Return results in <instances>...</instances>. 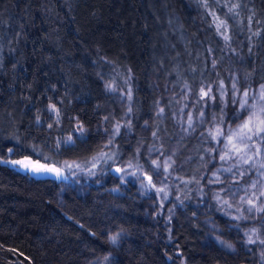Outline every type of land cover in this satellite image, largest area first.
I'll list each match as a JSON object with an SVG mask.
<instances>
[{
	"label": "trees",
	"instance_id": "16d2710c",
	"mask_svg": "<svg viewBox=\"0 0 264 264\" xmlns=\"http://www.w3.org/2000/svg\"><path fill=\"white\" fill-rule=\"evenodd\" d=\"M236 3L239 14L233 15L225 5ZM213 11L228 25L227 43L239 50L249 85L264 83V0H208L207 8L201 0H0V159L40 152L49 165L91 162L100 152L96 128L108 103L102 80L133 83L131 127L137 134L153 114L151 83L198 88L222 79L225 40ZM78 123L86 130L82 138ZM70 135L74 143L57 148ZM108 154L115 162H100L106 171L129 160L131 146L120 144ZM61 182L0 164V264H84L97 251L111 252L117 264H223L229 257L218 250L202 254L203 217L221 228L237 260L246 254L216 217L193 208L188 223L172 234L159 229L153 243L134 190L116 179L89 180L88 197L75 205L82 222L68 221L51 195ZM102 199L115 209L100 206ZM107 225L144 233V244L130 252L110 248L97 230Z\"/></svg>",
	"mask_w": 264,
	"mask_h": 264
},
{
	"label": "rangeland",
	"instance_id": "374dc122",
	"mask_svg": "<svg viewBox=\"0 0 264 264\" xmlns=\"http://www.w3.org/2000/svg\"><path fill=\"white\" fill-rule=\"evenodd\" d=\"M222 45L226 53L222 79L207 85H200L198 88L185 82L151 83L153 114L148 121L143 123L137 134L133 133L131 127L132 99H128L129 88L133 93V83L128 81L121 84L115 83L114 87L117 90L111 92L105 88L106 82L111 81L102 80L101 84L108 103L103 106L102 123L96 128V132L101 136L100 151L103 149V151L111 153L120 144L131 146L132 157L124 163L114 164L111 168L127 169L129 174L124 176L125 182L121 183L120 181L121 176L124 175L123 171L116 180L134 190L139 216L143 224L148 225L147 237L153 243L157 241L159 229L162 228L172 234L189 222L190 208L201 209L203 213L216 217L225 229L233 232L246 253L243 260H237L235 248L224 238L221 228L213 221V218L203 217L199 220V231L202 234V254L218 250L229 257L223 264H264L261 253L264 244L259 242L248 244L245 235L246 233L251 234L252 229H257V234L261 239H264V210L258 213L255 208H252L251 211H248L250 206L246 203L248 199H251L257 207L264 204V196L260 195L261 192H264V176L259 174L264 172V169L252 168L250 162L248 165L240 163L239 168H233L231 172H218V169L231 167L239 157L235 153H231L232 158L220 160L218 151L209 150L221 149L223 145L208 136L209 131H214L218 125L225 130L235 128L240 123L235 117L239 111L238 101L243 91L248 90L251 96L252 92L259 90L264 83L257 87L250 86L245 78L242 57L237 47L225 41H222ZM210 65H212L211 61ZM234 81H238L241 90L235 95L232 88ZM221 82L224 84L223 91L226 93L222 98L220 97ZM186 84L189 86L188 88L185 87ZM209 86H211L212 95L216 99L212 100L206 97L202 100L200 89L203 87L207 90ZM234 100L237 102L234 103ZM161 108L164 109V112L162 115H158ZM188 114H191L193 118L195 130L188 129L186 132L184 129L188 127ZM221 119L224 122L222 125H220ZM117 124L121 125L119 135H115ZM126 124L130 126L125 127ZM153 133H156L155 137ZM113 136V142L108 144L109 139ZM206 137L207 142L205 141ZM254 151V148L251 149V152ZM169 157H171L170 160ZM153 159H158L162 164L158 170V176L153 174L157 172L151 163ZM255 159L256 157H254ZM260 159L264 160V155ZM74 161L79 162V160ZM129 161H132L134 166L138 162L143 166V169L128 168ZM164 161L172 164L169 172L163 170ZM246 169L251 170L244 171ZM93 171L97 173L95 176H89L87 169L75 175L66 172L67 179H63L52 192V198L60 210L67 215L68 221L82 222L83 219L79 216L75 205L88 197L89 180L106 182L114 179L101 164H98V167ZM133 171L136 172L135 176L131 175ZM141 171L144 174L152 175L155 188L148 187V181ZM241 171H244L242 176ZM214 173L220 177L222 182H211L215 180ZM253 182H256V187H252ZM157 188H164L167 193L166 199L163 198L164 192H157ZM217 195H219V199H217ZM241 197L245 199L241 200ZM225 200H227V204L223 203ZM111 203L108 199H102L100 206L104 209L114 210L115 205ZM233 217H238V219H233ZM97 230L112 249L130 252L135 244L141 242L144 244V233L137 236L132 230L122 225L99 226ZM121 230L124 234L119 243L117 245L109 243L108 236ZM173 239L175 240L174 235ZM227 245H231V248ZM104 256L110 257L111 264H117L115 256L109 251L89 253L84 259V264H108L103 260Z\"/></svg>",
	"mask_w": 264,
	"mask_h": 264
},
{
	"label": "snow or ice",
	"instance_id": "6c2138e0",
	"mask_svg": "<svg viewBox=\"0 0 264 264\" xmlns=\"http://www.w3.org/2000/svg\"><path fill=\"white\" fill-rule=\"evenodd\" d=\"M202 5L207 8L208 7V0H201ZM228 7L229 13H232L233 15H238L239 13L235 10L240 7L239 3L232 4L230 6L225 5ZM210 15L213 16V20L215 22V27L218 35H221L222 38L227 43L230 40V36L228 33V25L225 20L221 19L220 17L216 16L215 12H211ZM249 25H251L252 17H249ZM259 23V21H257ZM223 29V31H221ZM251 31V28H249ZM253 35L259 36V31L254 32ZM251 40V37H249ZM251 51V48L249 49ZM213 67H215V62H213ZM127 83V80L125 81ZM115 81L112 82H106L105 88L107 91L115 92L117 89L114 87ZM186 88L189 86L186 84ZM232 88L235 93H239L240 87L238 86V81H234L232 83ZM224 84L221 82L220 84V97L222 98L226 93L223 91ZM200 97L201 99H205L206 97L212 100H215L216 97L212 95V88L209 86L207 90L205 88L200 89ZM187 99V97H184ZM128 99H132V90L129 88L128 90ZM234 103L237 102L236 100L233 101ZM239 111L236 114L235 119L239 120L240 123L232 129L225 130L221 126H216L215 130H210L208 133V136L211 137V139L218 144H222L223 148L221 149H210L209 151H218L220 153V160L224 161L227 159L232 158L230 156L231 153H235L236 156L239 157V159L232 164L231 167L224 168V169H218L217 171H225V172H231L233 168H239L240 163H243L245 165H248L251 162L252 168H258V169H264V160H261L260 157L264 155V84H262L259 88V90L253 91L251 96L249 95V91L245 90L242 93L241 98L239 99ZM48 109L50 113H55L57 117H59L60 113L58 108L54 104H49ZM129 111H131V108H129ZM183 111V109H181ZM164 112V109H160V113L158 115H162ZM203 115V113H201ZM107 119V118H106ZM36 123L39 125L41 123V120L39 117L36 118ZM224 122L221 119L220 125H222ZM187 129H184L186 132L188 129H192L193 131L195 128L193 127V118L191 114H188L187 117ZM49 128L52 127L51 124L48 125ZM125 127H129L130 125H124ZM81 138L83 137V134L85 133V129L81 124L76 125ZM121 125L117 124L115 126V135L120 134ZM156 133H153V136L155 137ZM114 136L109 139L108 144H111L113 142ZM205 141L207 142V137L205 138ZM226 141V143H225ZM61 143L64 145H71L74 143V140L72 136L70 135L66 141H58L57 142V148L61 146ZM107 147V145H105ZM255 149L254 152H251V149ZM226 149V150H225ZM9 154L11 155L14 151V148L8 149ZM33 152H36V149L33 148ZM41 157L43 159V162H41ZM254 157L256 159L254 160ZM169 160L171 157L168 158ZM203 159V158H202ZM109 160H113V155H109L107 152L103 151V149L98 153L97 156L92 157L91 162L85 161L82 165L81 163H77L75 161L69 162L64 161L63 165L56 164V165H49V157L44 156L40 152H36V157L32 158L31 155H25L23 159H0V164H10L13 168H16L17 170H24V171H30L34 174H51L54 175L57 179H67V173L70 174H77L79 172H83L85 169V166L88 163H91V168H88L87 174L89 176H95L97 173L93 171V169H96L98 167V164L100 162H103L107 164ZM113 162H115L113 160ZM153 167L157 169L156 173H153L158 176L159 172L158 170L162 167L161 162H159L158 159H153L151 161ZM135 167L138 170H142L143 166L140 165L138 162L133 165L132 161L128 162V168ZM172 167L171 163H168V161L163 162V170L164 172H169V169ZM111 170V169H109ZM251 169H246L244 171H250ZM123 171L124 175L121 176L120 181L121 183H124V176L128 175L127 169H121L120 167H117L115 169L116 173H121ZM244 171H241V176L244 175ZM141 174H144L141 171ZM261 176H264V172L259 173ZM131 175L135 176L136 172L133 171ZM215 176V180L211 182L220 183L222 182L220 180V177L213 174ZM145 179L148 181V187L155 188V184L152 181V175L151 174H144ZM143 185V182H141ZM252 187H256V182H253ZM113 191H118V189H113ZM157 192H164V199L167 198V193L165 192L164 188H157ZM235 195V193H233ZM261 196H264V192L260 193ZM217 199H219V195H217ZM244 197H241V200H244ZM223 203L227 204V200L223 201ZM246 203L250 206L248 208V211H251L252 208H255L256 212H261L264 210V204H262L260 207H257V205L251 200L248 199ZM229 207H232V205H229ZM239 218H245V217H239ZM233 219H238V217H233ZM123 230L116 232L115 234H110L108 236V241L112 245H117L123 236ZM247 236V243L248 244H254L259 242L260 244H264V239H261L260 236L257 234V229H252L251 234L246 233ZM255 237V239H254ZM227 247L231 248V245H227ZM262 258H264V249L261 250ZM104 261L108 262V264H111L110 257L104 256Z\"/></svg>",
	"mask_w": 264,
	"mask_h": 264
},
{
	"label": "water",
	"instance_id": "95a60500",
	"mask_svg": "<svg viewBox=\"0 0 264 264\" xmlns=\"http://www.w3.org/2000/svg\"><path fill=\"white\" fill-rule=\"evenodd\" d=\"M115 167L114 168H111V170H109L108 172H109V174L110 175H112L113 176V178H115V179H118L119 177H120V174L121 173H116L115 172ZM29 172V174L33 177V178H35V179H37V180H42V179H52V180H56V181H62L63 179H57L54 175H51V174H47V173H43V174H34L33 172H30V171H28Z\"/></svg>",
	"mask_w": 264,
	"mask_h": 264
},
{
	"label": "bare ground",
	"instance_id": "6f19581e",
	"mask_svg": "<svg viewBox=\"0 0 264 264\" xmlns=\"http://www.w3.org/2000/svg\"><path fill=\"white\" fill-rule=\"evenodd\" d=\"M109 171V170H108Z\"/></svg>",
	"mask_w": 264,
	"mask_h": 264
},
{
	"label": "flooded vegetation",
	"instance_id": "af4514ba",
	"mask_svg": "<svg viewBox=\"0 0 264 264\" xmlns=\"http://www.w3.org/2000/svg\"><path fill=\"white\" fill-rule=\"evenodd\" d=\"M115 179V178H114Z\"/></svg>",
	"mask_w": 264,
	"mask_h": 264
}]
</instances>
